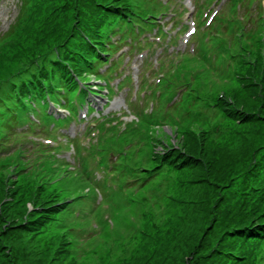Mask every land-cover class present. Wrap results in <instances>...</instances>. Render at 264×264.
I'll use <instances>...</instances> for the list:
<instances>
[{
	"label": "rangeland",
	"instance_id": "374dc122",
	"mask_svg": "<svg viewBox=\"0 0 264 264\" xmlns=\"http://www.w3.org/2000/svg\"><path fill=\"white\" fill-rule=\"evenodd\" d=\"M256 1L258 0H249L246 3H238L236 4L237 9L232 15L227 16V14H225L221 18L224 30L220 32L218 39H221V42L224 44L218 47V51L220 52L219 55L209 51L208 46L206 49L196 47L194 49L197 52L195 55L191 53L193 49L191 47L189 48L192 55L190 58L191 63L188 67L180 68V72L191 81H186L184 79L183 82H185V84L179 86L175 91L177 92L178 90L184 89L176 94V99H178L182 93L188 91L180 97V101H183L185 105L174 100V96L169 99H164L163 101L164 106H166L164 113H174L181 116L183 119V125L179 127H182V129H185L189 123V120L187 119L188 110L179 112L177 109L179 103L181 109H185L186 105H189L191 96H188L187 94L189 92L192 93L191 88L193 86L195 87L194 80L192 79L197 80V82L205 88L204 92H206V88L208 89L210 86L207 82L208 75L216 74L219 78L225 76L228 78L229 84H234L233 82H230L232 80V70L231 73H228L231 66L226 64V66L222 67V61L225 59L226 53L232 50H235L233 52V59L237 61L238 64H242L240 60L241 58L244 60L241 67H245L241 70V73L245 72L247 66L257 68V64H260L261 51H264V21H251V12ZM15 3H17V1H15ZM34 3H40L41 9L38 8L36 17L29 25L30 29L28 31L25 29L19 32V34H15L10 42L7 40H1L5 39L6 36L15 29L17 24L24 25L26 16H22L23 7L21 9L19 8L16 12L14 0H5L1 3L0 57H3L1 58L3 64L0 65V86L5 82V79L11 77L18 69L26 65V62L19 64L14 60V55L18 56L19 54L13 49H10L11 45L16 43L19 45V48H22L23 54L26 55L22 57V59L25 61L34 58V56H38V54L44 53V51H50L49 48L53 45L54 40L47 38L46 35V32L49 31L50 27L46 25L43 26L38 21L41 12L48 14L49 17L51 12L58 21L64 19L67 15L66 8L61 6L64 3L62 1L34 0ZM260 5H262L261 1ZM52 6H55L56 8L52 9ZM201 6V13L203 14L208 7H206V3H201ZM171 9L176 14L179 13L177 9ZM258 19L264 20V7H262V12ZM195 20L194 23L196 26H199L197 22L200 21L201 18L197 20L195 17ZM9 23L10 25H8ZM250 25V37L247 38L248 33L246 30ZM38 28L42 30L38 31ZM175 31L176 29L173 33ZM43 33H45L46 39L45 41H42L43 43H40L39 39ZM194 37L198 39L202 37L204 42H206L214 37V35L209 29L204 30L203 28H200ZM57 38L61 40L60 36ZM35 39H37V41H35ZM250 39H252V41ZM258 39H260L262 44L258 42ZM140 42L141 40L139 43ZM192 43L195 44V42ZM245 43L248 46V48H246L249 51L248 53L243 49H240V46ZM154 50L155 47L146 50L142 46L141 50L138 49L136 51L123 49L124 54L118 56L119 59L118 62H116L117 66L115 67V70H113L112 75L108 76V82H110L109 88L114 92L110 97V102L100 100L99 98H90L91 105L97 110H102V108L105 107L104 113L119 111V107L114 108L111 104L119 99H130L129 93L131 95V90H127L126 88L117 89V84L124 76H130L132 80L136 75L143 76L145 69H148L143 61L152 65L154 57L157 55L158 58L161 55V48L157 51ZM237 53H241L240 59H236L235 54ZM262 56L264 58V54H262ZM114 58H116V55ZM164 59L170 61L176 59V57H172L170 54L168 57L165 56ZM238 64H236L237 68L239 66ZM262 64H264V62ZM263 71L264 70H261V72ZM203 74H205V76H203ZM151 76V74H148L146 78ZM210 80L212 81V84H216L217 90L218 87L220 90H228L232 87V85L224 84L220 81L216 82L213 78ZM192 84L193 86H191ZM132 85H135V81ZM236 85L241 88L237 95L245 97L247 92L240 80L237 81ZM195 89L197 90L196 87ZM210 89L211 87L209 90ZM214 91H216L215 88L212 92ZM231 103L234 104L233 101H231ZM154 104L153 101H147V105L143 110L146 113L154 112ZM202 104L203 108L206 110V114L213 116L214 111L208 109L205 101L201 103V105ZM140 107L141 101H138L137 108ZM222 112L223 113L219 114L218 117L214 116V120L209 124L204 123L205 125L201 128L193 127L190 131H196L197 134H202L203 137L209 141L216 136L215 133L208 135L209 128H213L217 121L224 119L228 129H225L227 133L224 136H221L222 134L217 136L219 139L218 141L221 143V145H219L234 149L240 144L239 137L244 129V125L238 121L232 122L227 116H225L224 109H222ZM57 116H60L61 118L63 117L61 115ZM204 118L206 117L204 116ZM91 120L92 117L88 116L85 119L87 125L84 127H79L80 122L76 123L78 128L77 137L80 138V143L82 145H87L85 133L88 130ZM207 121H210L208 117ZM52 123L54 122L52 121ZM64 123H66L65 119L60 123L55 122V128H53L55 131L50 134H48V126L50 125V122L45 123L46 127L39 124L36 129H34L31 138L34 137L35 140L37 136H45L46 138L51 139L53 137L55 139L52 140H56L58 130L64 131L67 126L71 125V123H69L63 127ZM210 124L213 125L210 126ZM172 126H174V124ZM170 128L169 125H163L162 128L149 129L148 133L155 135L154 138L152 137V140L146 135L147 129L144 126H140V137L130 136L128 132H119V136L124 135L123 140L129 143V145H123L122 148L119 144H115L114 152H123L126 156H123L120 153L119 157L114 162L115 164H113L119 171L118 175H115V177L110 179L106 178L105 176L108 175V172L115 170L111 165L107 166L105 169V176L100 178L101 180L98 183L117 186L121 185L122 181L127 182V178L123 177L124 174L122 173L125 171V165L132 163V159L128 157V154L132 150H135L136 152V149H144L146 151V149L152 147L153 155V150L154 152H159V150L162 151L164 149V153L169 151V149H166L168 146H166L164 142L165 140L171 142V144H180L181 142H177L175 128H171L173 132L169 130ZM200 131L203 133H198ZM163 135H166L169 138L166 139ZM186 137H188V134L184 136V138ZM157 138H160L161 140L159 141ZM173 138H175V140H173ZM248 141L249 140L244 143V147L241 146L243 149L239 152L238 150H231V152L221 154L222 161L216 159L208 173L201 172L200 170L197 171L194 176L196 178L200 176L201 180H196L193 184L192 182H189L190 169L185 167L175 169V167L172 168L170 166L171 173L168 174L164 169L154 171L149 180L146 182L141 181L136 184L137 191H134L136 189H133L134 192L129 191L125 196L122 195V192H116L115 194L104 193L102 210L100 209L98 211V215L105 219V221L102 225V233L99 235V238H95L94 241H89L87 242L88 244L82 245V243L90 239L91 236L85 237L83 233L74 231L75 237H72V241L67 237L66 243L62 245L63 249H66L64 250V255L57 254L55 256L53 255L54 250L48 252L44 250L43 247L49 245L51 248H56L57 246L55 244L57 242H55L54 239H56L59 234H63L60 226H71L72 216L69 214L68 208L58 216V221L55 216H53V220H51L43 230L40 229L39 233L36 234V231L32 230L30 233H23L19 226L22 222V216L19 217L18 215L21 212L19 206L23 207L22 211L26 210L24 207H27L29 212L34 210L35 207L29 202V198L32 195L37 194L36 192L38 191L32 188V185L26 178H24L25 175L22 173H26V170L19 174L12 171L10 167L2 168L0 174L1 172H4L5 181L8 179H11L14 182L16 181L17 191L14 196L17 197L18 201H14L11 193L13 184L9 183L6 188L7 192L4 195L5 197L1 196L2 200L0 202V264H189L192 261L190 255L192 257L207 256L210 247L212 244L215 245L216 240L220 236L221 212L223 211L222 208L231 201L230 192L235 193L232 201L237 202V208H240L238 207V203H241V201L242 203L240 205L245 208L254 205V203H261V197L259 196L260 191L257 192V190H250V186L252 185L250 181H244L243 178L236 177L231 182L226 183V178H228L229 172L227 171V174L225 171L231 166V164L233 165L239 160H242L243 157L247 156L249 149L252 148L253 143ZM210 145L212 147H217L218 144L211 143ZM202 149L205 156L208 158L209 153L204 148ZM33 150V146L29 145L25 155L31 154L30 158H21V160H33L35 158V154L32 153ZM110 151L109 148L108 153H104V156L94 155L89 158H82L85 166L77 168L73 174H68L70 180L58 183L60 188L68 193H75L79 184L84 182V180L87 179L92 181V178L94 177L93 173H102L104 170L101 167V161L105 164L108 163L111 157L109 154ZM57 154L59 156L57 158H65L70 164L75 163V159L71 156V151L61 148ZM6 157L7 156L1 155L0 161ZM161 158H163V155ZM137 159L138 156L135 160ZM142 163L144 165L146 163L149 164L147 152H144ZM203 173L207 174V177L204 176ZM231 173L230 176L235 174L233 172ZM127 176L133 178L130 174H127ZM221 176L222 179H220ZM54 179H57L56 181L59 180L58 178ZM257 186L258 189L262 187L261 185ZM161 189L164 190V193L161 192ZM86 190L89 194L97 193V189L90 183H87ZM44 191L50 192L52 189L49 188ZM44 191L40 190L38 193L45 197ZM74 195H76V193ZM223 195L225 199L224 202H222ZM96 200H100L99 196L96 197ZM76 201H78L77 198H74L69 205V207L73 206L72 210L78 209L83 202H88L89 198L85 194H81L77 204L75 203ZM15 203H19V206L17 207ZM216 203H222L218 211ZM97 206L98 205L95 207L97 208ZM91 208L92 205L85 204L81 210L85 215L90 212ZM221 209L222 211L219 213ZM112 215H115V217H112ZM79 223L81 224V222ZM115 226L119 227V229L114 230ZM129 226L133 227L128 228ZM4 231H6L7 234H3ZM9 232L10 234L8 235ZM226 235L227 234H223V236ZM92 236L95 237V234ZM116 242L117 244H115ZM257 248V246L254 247L252 253L249 255L245 253V255H241V259H239L237 264H264V261L261 262V257L264 254V246L261 252H257ZM239 249L244 252L245 245H240Z\"/></svg>",
	"mask_w": 264,
	"mask_h": 264
},
{
	"label": "trees",
	"instance_id": "16d2710c",
	"mask_svg": "<svg viewBox=\"0 0 264 264\" xmlns=\"http://www.w3.org/2000/svg\"><path fill=\"white\" fill-rule=\"evenodd\" d=\"M59 1L64 2L61 6L66 8L67 15L64 19L58 21L51 12L50 17L48 14L41 12L38 20L41 25L50 27L49 31L46 32V35L47 38L53 39L54 43L49 48V52L44 51V53L38 54V56H34V58L25 61L22 59V57L26 56L23 54L22 48H19V45L16 43L10 46V49H13L19 54L18 56L14 55V60L19 64L26 62L25 66L27 67L22 69L25 74L20 83L24 82L25 79L35 81L34 83H24L23 91L21 92L22 94L28 93L31 86H38L42 91L43 88L44 91H50L55 88L58 76L66 81H71L72 79L67 70L68 64H71L76 72H80L81 67H87L85 58H87L88 55H95V51L90 47L89 43L95 42L102 48L101 30L105 22L113 16L125 18L129 15L130 10L128 0ZM38 8L41 9L40 3L35 4L34 0H24L23 10L27 17H29V22L27 26L19 32L25 29L28 31L30 29L29 25L36 17ZM54 8L56 7L52 6V9ZM37 30L40 31L42 29L38 28ZM15 31L16 29H14L11 34ZM19 32L16 31L12 37H14L15 34H19ZM46 35L45 33L42 34L39 39L40 43H43V40L45 41ZM59 36L61 37V40L57 38ZM35 41H37V39H35ZM1 58L3 57H0V65L3 64ZM34 61L37 64L40 63L39 71V68L36 67L37 64H35ZM244 67H241V70H243ZM28 70H30V72H28ZM260 72L261 69L259 68V64H257V68L247 66L244 73H241L239 70L236 80H240L247 93L245 97L228 95L226 97L229 99L224 102L223 109L225 116H227L232 122L238 121L244 125V129L239 137L240 144L238 147H233L234 149H232L227 146H220V142H215L213 139L208 141L202 134H197L196 131H190L192 128H190L185 134H188V137L186 138H184L185 135L175 133L177 142H181L180 144H171V142L163 140L166 146H168L166 149H170L171 151L170 153L169 151L166 153V157L161 158L162 152L165 151L164 149L162 151L159 150V152H154L153 150L152 155V147H150L149 155L151 162L154 161L159 164L161 163V159H163V161L167 162L172 168L175 167L176 169L185 167L190 169L189 182H192L193 184L194 181L201 180L200 176L198 178L194 176L196 172L200 170L201 172L208 173L216 159L222 161L221 154L231 152V150H238V152L241 151V149H243L241 146L244 147V143H246L247 140H249L248 142L251 141L253 143L252 148L249 149L248 155L243 157V159L239 160L237 163H234L233 165L231 164V166L225 171V173H227V171L229 172V174L227 173L228 178H226V183L231 182L236 177L243 178L244 181H250L252 183L250 190H257V192L260 191L259 196L261 197V203H254V205L245 208L240 205L242 203L241 201V203H238V207L240 208H237V202L232 201L235 193L230 192V203L227 205L224 204L225 206L222 208L223 211L222 209L219 211V213L222 211L220 219L221 229L220 236L216 240L215 245L212 244L208 255L205 254L208 257H192L190 255L192 261L189 264H237L239 259H241V255L251 254L253 248L256 246L258 247L257 252H261L264 246V71ZM4 88L5 86L2 84L0 86V104L3 99L10 97L9 92L15 95L18 99L29 96L17 95L12 90H3ZM231 101H233L234 104L231 103ZM1 106L2 105H0V107ZM198 133L203 132L200 131ZM164 136L166 139L169 138L166 135H163V137ZM250 137L252 138L249 139ZM157 140L160 141L161 139L157 138ZM173 140H175V138H173ZM211 143L218 145L217 147H212L210 145ZM201 147L209 153L208 158L205 156ZM231 172L235 174L230 176V174H232ZM205 173L203 174L207 177V174ZM220 179H222V176ZM12 182L14 181L11 179L5 181L4 172H1L0 202L2 200L1 196H4L7 192L6 188L9 183L13 184L11 193L14 201H18L17 197L14 196L17 191L16 181L14 183ZM31 185L32 188L38 192H40V190H47L44 186L36 188L33 184ZM257 185H261L262 187L258 189ZM38 192L29 198V202H31L36 208L31 212L28 211L27 207H24L26 210L22 211L23 207H20L19 203H15L17 207L19 206V208H21V212L18 215L19 217L22 216V222L19 226L23 233H30L31 230L36 231V234L39 233L40 229L43 230L51 220H53V216L57 218V216L67 208L66 200L70 198V196H66L60 191L52 190L50 192L44 191V197ZM224 201L225 199L223 195L222 202ZM221 204L216 203L217 211L220 209ZM60 229L63 234H59L56 239H54L55 242H57L55 244L57 247L51 248L49 245L43 247V249L48 252L54 250V256L57 254L64 255V250L66 249H63L62 245L66 243L67 237H69L71 241L73 237L68 228L60 226ZM5 233L7 234L6 231H4L3 234ZM223 234L227 235L223 236ZM240 245H245L244 252L240 251ZM263 259L264 254L261 257V262Z\"/></svg>",
	"mask_w": 264,
	"mask_h": 264
}]
</instances>
